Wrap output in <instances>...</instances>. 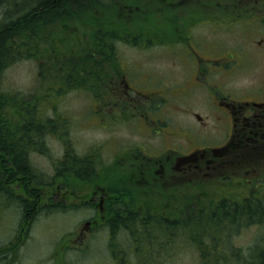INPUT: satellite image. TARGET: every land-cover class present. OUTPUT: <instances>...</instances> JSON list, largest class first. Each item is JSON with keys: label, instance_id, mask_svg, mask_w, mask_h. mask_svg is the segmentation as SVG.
Listing matches in <instances>:
<instances>
[{"label": "rangeland", "instance_id": "rangeland-1", "mask_svg": "<svg viewBox=\"0 0 264 264\" xmlns=\"http://www.w3.org/2000/svg\"><path fill=\"white\" fill-rule=\"evenodd\" d=\"M171 3L110 0L97 7L95 17L86 11L40 20L35 25V40L26 39L25 31L16 36L17 43L12 44L18 50L7 57L8 63L0 73L1 88L10 97L21 98L40 95L50 87L53 94L44 97L41 106L43 115L55 122L53 132L57 131L60 139L55 132L52 137L46 135L42 142L50 153L29 155L44 178L28 185L25 196L35 197L32 208L44 209L20 222L19 208L6 207L0 201V264H57V260L62 264H199L191 240L196 227L186 231L193 214L186 215L180 229H170L168 244L152 242L153 249L136 251L143 260H138L135 252L126 251L127 261L122 263L117 251L108 249L102 231H85L83 238L77 239L84 222L96 213L95 209H84L81 198H71L93 191L99 179L119 177L118 169L125 162L139 158L148 164L142 153L156 155L166 148L188 154L197 148L209 151L212 147L243 144L242 140L228 138L229 125L212 117L213 97L208 87L199 83L214 84L218 92L244 104L254 100L257 88L264 90V22H259L256 11L244 8L239 0ZM3 8L9 16L2 3L0 16ZM109 30L113 31L109 37L99 44L93 42V34ZM187 41L198 57L186 51ZM198 58L203 64L205 60L233 62L226 69H216L215 74L202 71L201 75ZM81 70H86L88 77L85 73V77L68 82L61 77L63 71L78 74ZM49 72L56 74L54 79H49ZM194 113L202 117L204 125ZM64 150L67 154L71 150L81 153L89 166L94 165L82 184L72 177L49 178L51 162L60 159ZM243 165L215 171L209 163L201 162L202 174L214 173L159 187V193L175 196L177 201L153 203L154 212H218L222 202L239 203L251 193H259L258 198L264 199V164L255 166L261 172L252 171L250 175L244 173ZM10 186L14 192L25 188L19 182ZM199 223L201 246L215 241L216 234L221 236L211 258L225 257L229 263L232 250L237 249L246 258L259 250L264 253V215L259 223H215V233L207 236ZM156 234L161 238L167 235L165 231ZM88 241L92 242L90 246Z\"/></svg>", "mask_w": 264, "mask_h": 264}, {"label": "flooded vegetation", "instance_id": "flooded-vegetation-1", "mask_svg": "<svg viewBox=\"0 0 264 264\" xmlns=\"http://www.w3.org/2000/svg\"><path fill=\"white\" fill-rule=\"evenodd\" d=\"M239 1L243 4L244 8L250 7V9L255 10L259 16L257 20L264 22V0ZM189 42H186V47L188 48L186 51L191 52V57H198L197 52L191 47ZM199 60V73L203 71L209 74H215L217 72L216 69L220 67L226 69L230 62H233V59L205 60L203 64V60ZM208 62H214L217 65L209 67L207 65ZM197 63L198 61L196 60V65H198ZM199 86L208 87L207 91L210 97H213L214 111L212 117L217 121L225 122L231 128L226 134L227 137L231 140H242L243 144L231 147H212L209 151L206 150L208 148H197L188 154H182L174 149L165 148L156 155L142 153L141 157L145 155L149 161L148 164H143L139 158L132 163L125 162L118 169L119 177L115 181L111 182L107 179H99L94 185V190L90 193L83 196H71L72 199L78 200L81 198V203L84 205L83 208L89 211L95 209L96 213L89 216L92 218L84 222L83 228L80 229L78 234V240L83 238L85 231H102L103 235L107 237L108 249L116 250L122 263L127 261L124 257L126 251L135 252L138 260H143L144 256L138 254L136 251L153 249L152 242L159 241L162 244H168L170 229L172 231L180 229L183 219L186 221V215H191L187 211L154 212L153 203L171 202V200L177 201L175 196L159 193V187L163 188L162 186H166L172 181L178 184L185 179L201 178L202 176H208L209 173H214L207 171L202 174V171H200L201 162L209 163L210 167L215 171L220 169L235 170L238 166L242 167V164H244V173L246 175H250L249 173L252 171L261 172V168L256 169L255 166L264 164L263 87L257 88L254 100L247 101L244 104L243 101L231 99L228 93L224 95L218 92V88L214 84L212 86V84L204 82L199 83ZM125 87H128V85L126 84ZM212 90L216 93H212ZM132 101L137 102L136 100ZM193 116L204 125L202 117L199 114L194 113ZM160 127L163 128L164 126ZM27 183L30 186L33 181L29 180ZM258 194H249L246 198L254 195L255 199L259 200ZM33 204H35V200ZM32 206L27 207L26 213H24L26 221L33 218L34 214L40 213L44 208L41 206L39 208H32ZM153 213L162 218V220H154ZM196 213L192 214L196 216ZM113 225L114 228H112ZM164 231L167 233L166 237L161 238L156 234V232L163 234ZM121 235L125 236V238H120ZM192 238L198 241L192 240V242L194 241L193 245L195 248V246L200 244L198 235L193 233ZM87 244L90 246L92 242L88 241Z\"/></svg>", "mask_w": 264, "mask_h": 264}, {"label": "trees", "instance_id": "trees-1", "mask_svg": "<svg viewBox=\"0 0 264 264\" xmlns=\"http://www.w3.org/2000/svg\"><path fill=\"white\" fill-rule=\"evenodd\" d=\"M0 3L6 6L9 12V16L6 15L4 7V12L0 16V21H2L0 22L1 73L8 63L7 57L18 50L13 45L17 43V35L25 31L26 34L24 36L26 39L35 40L37 29L35 25L40 20L50 18L54 15L60 17L63 13L81 12L83 14L86 11H89L88 14L90 13L92 17H95L96 15L94 13L98 11L97 7L103 3L109 4L110 0H0ZM166 3H171V0H166ZM13 14H15V17ZM110 33H113V31L109 30L107 32L93 34V42L99 44V41L105 39V37H109ZM87 36L90 37L89 34ZM96 47L99 49L100 46L96 45ZM85 73L86 77H88L86 70H81L78 74H73L71 71H63L61 77L68 82L67 80L69 79H81L85 77ZM48 75L49 79H54V75L56 76L52 72H49ZM99 80L101 83L100 78ZM91 81L94 84V80ZM50 90L51 88L49 87L44 92H41L40 95L37 94L31 97L26 96L20 98L16 95L10 97L6 91L2 90L0 79V201L5 202L6 207L16 205L19 208L20 222L25 220L24 213H26L27 207L32 206L35 199L31 194L29 196L27 195L28 197L25 196L28 193L26 190V187H28L27 181L32 180L38 183L39 179L44 178L43 174L31 164L29 155L32 152L39 155H47L49 149L48 147H44L42 141L47 136L52 137L55 132H53L55 122L43 115L44 112L41 106L44 97H50L53 94V92H49ZM55 91L57 92L59 89ZM60 121L62 122L61 125L64 124L67 126L64 121ZM55 133L59 138L57 131ZM72 152L71 150L67 154L66 150H64V154L62 153L63 156L60 159L51 162V175L49 178L55 181L61 177H72L73 181L82 184V178L86 179L92 174L94 165L89 166L81 153ZM115 174L117 175V173ZM117 178H107V180L113 182ZM12 182H19V185L25 188L21 189L22 191L20 192H14L10 186ZM221 204L217 208V213L209 212L206 209L202 211L200 209L202 212L196 214V216L186 217L189 221L192 220L191 225H186V231L188 229L191 230L190 227L194 225L197 234L199 229L197 225L200 226L199 222H201L202 234L205 236L209 233L213 235L215 233V231L213 232L215 230L214 226H216L214 225L215 223H223L228 220L231 222L242 220L246 221V223H250V221L259 223L264 215V199L262 198L259 200L245 198L239 203L231 204L229 202H222ZM195 212H197V209ZM112 228H114V225ZM218 237L221 238L219 234H216L215 241H209L203 246H201L200 242L199 245L195 246L199 264H264V253L262 250L255 252L249 258L243 256L237 249L235 251L232 250L230 251L231 254H229V256H232V260L229 263L225 257L211 258L214 252L212 248H215L214 244L217 242ZM194 239L191 238V240ZM194 241L198 242L196 240ZM63 246L69 249L66 244ZM233 251L234 253H232ZM226 253L228 254L227 250ZM57 264H62L61 260H57Z\"/></svg>", "mask_w": 264, "mask_h": 264}]
</instances>
